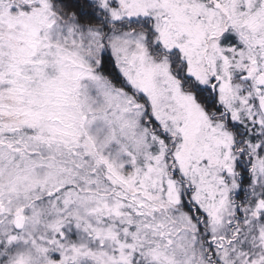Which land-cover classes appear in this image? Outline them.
<instances>
[{"label": "snow or ice", "instance_id": "snow-or-ice-1", "mask_svg": "<svg viewBox=\"0 0 264 264\" xmlns=\"http://www.w3.org/2000/svg\"><path fill=\"white\" fill-rule=\"evenodd\" d=\"M0 264H264V0H0Z\"/></svg>", "mask_w": 264, "mask_h": 264}]
</instances>
